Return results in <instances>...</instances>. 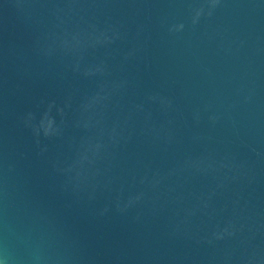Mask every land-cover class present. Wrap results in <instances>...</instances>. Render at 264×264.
<instances>
[{"label":"water","instance_id":"obj_1","mask_svg":"<svg viewBox=\"0 0 264 264\" xmlns=\"http://www.w3.org/2000/svg\"><path fill=\"white\" fill-rule=\"evenodd\" d=\"M0 264H264V0H0Z\"/></svg>","mask_w":264,"mask_h":264}]
</instances>
